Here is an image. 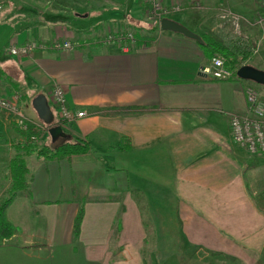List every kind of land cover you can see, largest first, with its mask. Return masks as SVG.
I'll return each instance as SVG.
<instances>
[{
    "label": "crops",
    "instance_id": "0c3cea01",
    "mask_svg": "<svg viewBox=\"0 0 264 264\" xmlns=\"http://www.w3.org/2000/svg\"><path fill=\"white\" fill-rule=\"evenodd\" d=\"M162 1L171 8L165 16L200 35L213 30L221 3L230 5ZM3 5L0 90L20 93L26 114L48 121L34 100L46 97L53 120L51 91L63 85L69 103L86 114L56 137L43 133V145L80 137L89 148L26 155L27 187L8 208L15 233L0 243V264H157L178 254L181 240L194 245L195 264H264V153L238 144L230 125L231 112L248 109L252 81L206 76L203 44L148 25L145 0ZM119 29L136 32L129 51L116 43L39 49L21 58L9 51L32 39L84 41ZM25 137L14 115H0V195Z\"/></svg>",
    "mask_w": 264,
    "mask_h": 264
},
{
    "label": "built area",
    "instance_id": "2783aa9c",
    "mask_svg": "<svg viewBox=\"0 0 264 264\" xmlns=\"http://www.w3.org/2000/svg\"><path fill=\"white\" fill-rule=\"evenodd\" d=\"M154 17L161 24V19L171 8H167L162 0H145ZM260 10L257 15L247 21L257 26L260 31L259 41H264V0H258ZM179 7H173L178 9ZM136 32L131 29H119L105 34L91 37L89 40H53L50 42L32 39L23 43H13L9 46L10 54L23 57L39 49L70 50L82 44L116 43L123 50L129 51L136 42ZM237 69L227 66V56L217 52L205 65L202 71L212 79H229L239 77ZM248 109L246 111H234L230 113V125L235 141L251 152L264 153V99L259 91L252 85L246 87ZM51 99L57 109V116L51 121H42L29 117L21 103V94L16 92L12 96H6L0 90V115L10 113L14 115L17 125L23 131L30 133L25 137V142H34L40 139L43 133L50 132L51 127L61 126L63 129L72 125L78 118L86 114L85 110L75 109L68 101L67 91L63 85L56 84L51 91Z\"/></svg>",
    "mask_w": 264,
    "mask_h": 264
},
{
    "label": "trees",
    "instance_id": "16d2710c",
    "mask_svg": "<svg viewBox=\"0 0 264 264\" xmlns=\"http://www.w3.org/2000/svg\"><path fill=\"white\" fill-rule=\"evenodd\" d=\"M204 39L203 47L210 59L217 52H222L227 56V66L236 69L244 64V59L249 55L250 47L247 42L242 43H229L226 40L216 37L212 33L202 34ZM25 136L30 135L29 132L23 131ZM18 150L10 162V185L8 195L0 200V243L9 239L15 233V225L8 218V208L18 194L19 190L27 187V173L29 171L26 155L36 153L38 157H62L71 156L73 154L85 153L88 151L89 143L80 137H75L71 141H66L58 145L45 143L42 146L38 145L37 141L24 142L22 145H17ZM85 209L81 206L74 221V231L79 234L81 231V224L84 217Z\"/></svg>",
    "mask_w": 264,
    "mask_h": 264
},
{
    "label": "rangeland",
    "instance_id": "374dc122",
    "mask_svg": "<svg viewBox=\"0 0 264 264\" xmlns=\"http://www.w3.org/2000/svg\"><path fill=\"white\" fill-rule=\"evenodd\" d=\"M8 2L9 0H0V9L2 7H5V5L3 4H6ZM222 4L224 3H221V6L218 9V14L216 18L214 17L213 19V24L211 25V27H213L212 28L213 30L209 29L210 33L214 34L216 37L224 38L229 43L247 42L249 44L250 51L247 58L244 59V63H250L264 69V41H259V36H260L259 28L247 21V19L252 20L257 15V12L259 10L258 0H230V5H228V3L226 5H222ZM150 15H153V13L150 10L149 5L147 3V7L144 9V16H143L144 21L147 22L148 25L150 26L156 25L160 27L161 24L160 22L157 21L158 19L154 17H150ZM250 81L254 83L256 89H258L259 91L260 96L264 99V84L254 80H250ZM44 141H45V137L44 136L40 137V139L37 140L38 145L39 146L43 145ZM50 184L53 185L54 183H50ZM9 185L10 183L7 184L2 189L0 200L8 195ZM73 186L74 185H72V187ZM69 188L71 187L69 186ZM21 199H25V196H22ZM99 216L102 215L100 214ZM181 232L184 234V231ZM187 244H183L181 240V245H179V253L175 254L177 253L176 251L174 255L170 256L168 259L164 260L163 262L158 261L157 264H195V262H193L195 247H193L194 245H189V243ZM167 247H169L170 249L171 247H173L174 251L176 249L175 246H167ZM154 262L155 261H151L149 263H154ZM196 264H203V261H197Z\"/></svg>",
    "mask_w": 264,
    "mask_h": 264
},
{
    "label": "water",
    "instance_id": "95a60500",
    "mask_svg": "<svg viewBox=\"0 0 264 264\" xmlns=\"http://www.w3.org/2000/svg\"><path fill=\"white\" fill-rule=\"evenodd\" d=\"M161 27L163 29H171V30L182 32L189 37L197 39L201 43L204 42L202 35L191 30L189 27H187L183 23L171 17L164 16L161 19ZM237 74L240 78L250 79V80H254L259 83L264 84V69L257 67L253 64L244 63L240 65L237 69ZM34 103L40 115L46 120L51 121V112L47 104L46 97L43 94H40L35 98ZM50 132L53 135V137H56L60 133H63V128L61 126H54V127H51Z\"/></svg>",
    "mask_w": 264,
    "mask_h": 264
}]
</instances>
